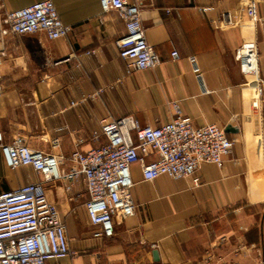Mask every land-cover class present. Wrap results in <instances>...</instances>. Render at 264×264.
Instances as JSON below:
<instances>
[{"label":"crops","instance_id":"crops-1","mask_svg":"<svg viewBox=\"0 0 264 264\" xmlns=\"http://www.w3.org/2000/svg\"><path fill=\"white\" fill-rule=\"evenodd\" d=\"M39 0H0L12 11ZM70 26L64 37L44 32L10 34L1 73L0 132L17 133L33 148L68 157L105 139H93L102 119L134 115L160 126L174 115L173 102L194 125L230 129L232 153L222 166L204 163L199 185L189 177L145 180L130 167L136 213L114 216L113 237H94L83 178L45 181L48 198L66 224L71 254L47 264H206L208 251L234 264L264 261V83L258 96L246 82L235 52L244 40L240 23L248 0H152L141 13L146 38L162 62L128 72L116 40L126 33L115 10L99 0H53ZM257 9L264 14V1ZM228 13L233 23H224ZM264 78V22L257 26ZM179 57L173 59L172 51ZM155 158L147 156V161ZM68 169L70 163L63 161ZM42 180L31 166L11 168L0 147V193Z\"/></svg>","mask_w":264,"mask_h":264},{"label":"built area","instance_id":"built-area-1","mask_svg":"<svg viewBox=\"0 0 264 264\" xmlns=\"http://www.w3.org/2000/svg\"><path fill=\"white\" fill-rule=\"evenodd\" d=\"M151 1L99 0L103 13L115 10L125 23L126 33L116 40V46L119 56L127 61L128 72L151 69L162 62L146 38L141 18L144 2ZM257 2L247 1L246 19L240 23L244 40L235 58L246 82L261 96L264 78L259 66L257 26L264 22V14L258 13ZM222 21L233 23L228 13L223 14ZM70 29L61 20L53 0L35 1L12 11L0 10V95L5 91L1 66L8 35L44 32L48 38L58 39ZM171 56L178 58V51H172ZM172 105L174 117L160 126L143 125L134 115L102 119L92 137L105 140L86 151L77 148L68 157L33 148L21 133L5 142L0 132V147L7 165L31 166L42 176V180L0 193V264H47L71 254L66 224L58 206L46 194L45 181L65 180L70 189L71 183L83 178L89 220L100 227L93 236L113 237L114 216L120 213L130 217L136 213L131 195L133 163H140L145 180L160 175L189 177L194 185L201 183L198 171L202 164L222 166L233 150V140L224 128L214 123L196 126L183 114L179 102ZM150 154L155 158L147 161ZM65 159L70 163L68 169L62 167ZM205 263L234 264L211 251L207 252Z\"/></svg>","mask_w":264,"mask_h":264},{"label":"water","instance_id":"water-1","mask_svg":"<svg viewBox=\"0 0 264 264\" xmlns=\"http://www.w3.org/2000/svg\"><path fill=\"white\" fill-rule=\"evenodd\" d=\"M230 129H225V132L229 131Z\"/></svg>","mask_w":264,"mask_h":264}]
</instances>
